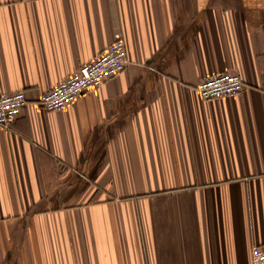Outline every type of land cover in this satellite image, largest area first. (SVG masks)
I'll return each instance as SVG.
<instances>
[{
    "label": "crops",
    "instance_id": "crops-1",
    "mask_svg": "<svg viewBox=\"0 0 264 264\" xmlns=\"http://www.w3.org/2000/svg\"><path fill=\"white\" fill-rule=\"evenodd\" d=\"M117 37L129 64L47 112ZM238 71V95L200 79ZM0 264H252L264 243V0H0Z\"/></svg>",
    "mask_w": 264,
    "mask_h": 264
},
{
    "label": "built area",
    "instance_id": "built-area-1",
    "mask_svg": "<svg viewBox=\"0 0 264 264\" xmlns=\"http://www.w3.org/2000/svg\"><path fill=\"white\" fill-rule=\"evenodd\" d=\"M129 64L126 41L117 37L100 53L52 85L38 99L47 112L64 109L81 94L93 91L124 72ZM246 85L238 71L225 70L199 80L196 89L205 100L238 95ZM28 103L26 91L0 93V125L10 128ZM252 264H264V243L252 248Z\"/></svg>",
    "mask_w": 264,
    "mask_h": 264
}]
</instances>
